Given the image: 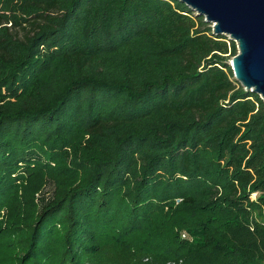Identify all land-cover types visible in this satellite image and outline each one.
Wrapping results in <instances>:
<instances>
[{"label":"trees","instance_id":"16d2710c","mask_svg":"<svg viewBox=\"0 0 264 264\" xmlns=\"http://www.w3.org/2000/svg\"><path fill=\"white\" fill-rule=\"evenodd\" d=\"M236 54L177 0H0V264H264Z\"/></svg>","mask_w":264,"mask_h":264},{"label":"water","instance_id":"95a60500","mask_svg":"<svg viewBox=\"0 0 264 264\" xmlns=\"http://www.w3.org/2000/svg\"><path fill=\"white\" fill-rule=\"evenodd\" d=\"M236 44L228 63L245 91L264 102V0H177Z\"/></svg>","mask_w":264,"mask_h":264},{"label":"rangeland","instance_id":"374dc122","mask_svg":"<svg viewBox=\"0 0 264 264\" xmlns=\"http://www.w3.org/2000/svg\"><path fill=\"white\" fill-rule=\"evenodd\" d=\"M209 26H210L211 29H212V25L209 24ZM19 35L22 37V32H20ZM230 60H231V59H230ZM230 60H229V62H230ZM254 197H255V195H252V196H251L252 199H254ZM175 203H176V204L179 203V199H176V200H175ZM183 234H184L185 236H183ZM181 239H186V240L191 241V237H190L186 232H181Z\"/></svg>","mask_w":264,"mask_h":264},{"label":"built area","instance_id":"2783aa9c","mask_svg":"<svg viewBox=\"0 0 264 264\" xmlns=\"http://www.w3.org/2000/svg\"><path fill=\"white\" fill-rule=\"evenodd\" d=\"M183 236H185V235L183 234Z\"/></svg>","mask_w":264,"mask_h":264}]
</instances>
